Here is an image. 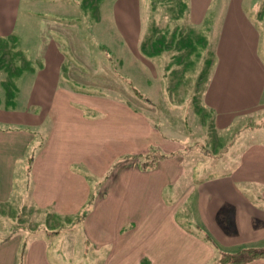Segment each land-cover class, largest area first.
I'll return each mask as SVG.
<instances>
[{"label": "crops", "instance_id": "crops-1", "mask_svg": "<svg viewBox=\"0 0 264 264\" xmlns=\"http://www.w3.org/2000/svg\"><path fill=\"white\" fill-rule=\"evenodd\" d=\"M183 1L190 25L208 16L219 22L217 67L199 99L192 96L202 83L190 76L196 52L190 44L176 51L143 42L141 0H48V13L38 20L21 0H0V38L21 35L25 27H37L40 36L26 108L0 107V119L19 125L0 128V203L10 200L15 185L25 186L32 210L65 220L76 215L82 226L76 238L66 236L72 227L58 236L57 226L42 235L35 229L30 238L15 234L0 242V264H218L223 253L264 248V0ZM102 31L110 41L129 43L111 54L147 65L153 88L117 92L116 82L111 89L123 97L93 91L98 85L86 79L79 61L92 69L88 60L96 53L78 44L65 50L57 38L80 43L78 36ZM160 38L154 41L174 46L173 36ZM0 57L10 61L6 53ZM166 58L179 59L174 71H166L174 64ZM170 73L168 81L157 80ZM181 104L211 114L228 140L211 149L188 146L205 132L181 126L166 134L165 124L149 116L159 119L163 107ZM145 159L154 165L142 167ZM18 169L23 180L15 183ZM180 209L188 220L183 226L175 222ZM152 234H162L155 244Z\"/></svg>", "mask_w": 264, "mask_h": 264}, {"label": "rangeland", "instance_id": "rangeland-1", "mask_svg": "<svg viewBox=\"0 0 264 264\" xmlns=\"http://www.w3.org/2000/svg\"><path fill=\"white\" fill-rule=\"evenodd\" d=\"M45 1L48 0H21L24 7H29V14L33 16V19L35 20L40 19V14L43 15L44 13H48V11L45 12V10H43V6H48ZM55 1L69 3L70 5L73 2H80L82 0ZM141 3L143 10V42L151 44V49H155V46L158 44V46H164L163 48L165 50L176 51L184 50L185 47L182 46L190 44L189 47L191 51L196 52V57L192 56L189 58L191 63L194 62L193 66L190 67V76L192 82L196 81L198 85L200 82L202 83V88L199 87L196 91H193L197 92V95L192 96V99L194 97L199 99V96L204 92L207 83L210 82L211 74H213L217 67V59L215 56L217 52L216 46L218 45V34L215 32H218L219 22L213 21V17L208 16L207 21L201 25H190L188 11L184 1L182 5H179V0H141ZM150 5L154 8L150 9ZM146 6L149 7V10H144ZM92 12L93 11H90V14ZM216 12L218 11H209L210 14ZM102 13L108 14L109 10H102ZM69 25H71V21ZM17 27L22 31L20 24L19 26L16 25V28ZM103 28L105 27H102V29ZM174 29L175 32L173 34L172 30ZM37 30H39L37 27H25L23 30L25 33L20 32L22 33V36L16 33L10 36V38H0V52L6 53V55L10 57V61L9 59L0 57V61L3 59V63L0 65V107L20 110L26 108L28 85L30 84V80H32L34 70L33 55L40 44V36H38ZM188 30H190V32ZM170 36H173L174 38H170ZM107 38L111 39L112 37L109 33L107 35L102 31V35L85 33L82 37L78 36L80 43H77V41L70 42L69 37L67 38L69 43H66L60 37L57 39L59 40V43L64 46L65 50H67V47L73 50L78 44L79 46L82 45V48L85 51L96 53V56L94 55L88 60L89 65L94 68V71L93 68H88V65L79 61V69L81 72H84L86 79H89L91 84L98 85V87L93 89L94 92L113 95L114 92L111 89V86L115 85L114 83L116 82L121 83L118 85L119 90L117 89V92H122L123 87H127L136 90L140 94L142 91H147L146 88L149 87V84L150 88H153V82L156 81L147 65L145 68L134 58L120 59L113 57V54H111V52H125L129 43L114 42ZM158 38H160L161 41L170 38L173 40L172 42H174V46L167 48L165 46L166 44L154 41ZM179 38L184 40L179 41ZM263 41L262 38L261 42L263 43ZM136 46L140 47L141 42L135 43V47ZM189 47L187 46V48ZM98 55H100V57ZM17 56H22L20 59L23 60L25 64L21 63L22 65L18 66L16 64L18 61ZM11 61L13 63H10ZM121 61H124L123 65H121ZM164 61L166 63H170L171 61L174 62V64L170 63L166 65V71H174L179 65L178 58H166ZM13 65L15 66L13 67ZM173 76L174 75L170 73L165 75L166 78L162 79L159 77L157 80H163V82H165L164 79L168 81ZM118 77L120 79H118ZM88 91L91 92L92 90L88 89ZM193 92L192 94L194 95ZM114 95L120 96L117 93ZM179 111L180 113L178 114ZM149 116L153 118L155 123L162 121L161 124H165L163 126H165L166 134L169 133V129L181 126L182 129L187 131H196L201 132L202 134L205 132V134L199 139L197 137L191 138L187 144L188 146H203L204 148L209 147L211 149V146H221V142L223 144L224 139L228 140V137L224 138L223 132L220 133V131L215 130V123L212 122L214 121L212 115L206 111H201L199 106L190 104H181L180 106L171 105L163 107V113L159 116V119L158 116H153L151 113H149ZM12 123L14 122L0 119V128H15V126H19ZM210 139L212 142L211 144H209ZM41 141V139L37 138L36 144L41 143ZM22 173V170H16L15 183L23 180L21 177ZM14 189L15 190L10 196V200L6 203H0V242L20 233L24 234L27 238H30V233L32 234L35 229H38L35 231L38 232L36 234L42 235L46 231L53 230V227L55 226L60 227L61 229V231H58V236H62L67 232L63 227L73 228V230L68 232L66 236L73 234L74 238H76L77 231L80 233V227L82 226L78 225L79 222L77 224L76 215L65 220L61 217L50 215V212L47 211L39 212L38 210H32L30 190L25 186L18 187V185H15ZM165 204L171 206L172 203L166 202ZM94 206V202L90 203L88 208L91 212L93 211ZM179 213L181 216L179 217L178 215L175 222L176 224L178 223L183 226L184 222L188 220L183 209H180ZM172 221L170 215L169 219L163 224V229H166L167 223ZM161 236L162 234L149 235V242L155 244ZM49 240H51V242L60 241V237L53 239L50 238L48 241Z\"/></svg>", "mask_w": 264, "mask_h": 264}, {"label": "trees", "instance_id": "trees-1", "mask_svg": "<svg viewBox=\"0 0 264 264\" xmlns=\"http://www.w3.org/2000/svg\"><path fill=\"white\" fill-rule=\"evenodd\" d=\"M142 167H152L154 159H145ZM255 260H264V248H242L235 253H223L218 264H248Z\"/></svg>", "mask_w": 264, "mask_h": 264}]
</instances>
